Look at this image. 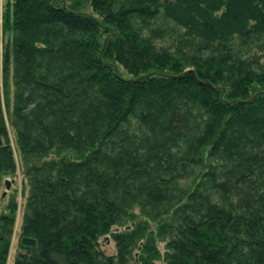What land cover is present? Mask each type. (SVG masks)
Returning a JSON list of instances; mask_svg holds the SVG:
<instances>
[{"label": "trees", "instance_id": "trees-1", "mask_svg": "<svg viewBox=\"0 0 264 264\" xmlns=\"http://www.w3.org/2000/svg\"><path fill=\"white\" fill-rule=\"evenodd\" d=\"M4 1L0 264L16 209L6 125L26 184L13 264H264V89L225 82L210 54L184 71L143 58L150 41L121 20L159 10L203 44L264 37V0Z\"/></svg>", "mask_w": 264, "mask_h": 264}, {"label": "rangeland", "instance_id": "rangeland-1", "mask_svg": "<svg viewBox=\"0 0 264 264\" xmlns=\"http://www.w3.org/2000/svg\"><path fill=\"white\" fill-rule=\"evenodd\" d=\"M109 1L108 3L112 4H117L119 2L118 0ZM4 2V0H0V24ZM81 10L85 13H90V7L86 6V4H84ZM133 17L128 20L126 16H124L121 20L125 21L127 26L132 24L133 29L136 28L138 32H136L137 39L147 38L151 43V47L147 46L144 50L145 53L140 55L141 57L145 58L150 52L153 55L160 56V61H166L168 65L172 67L176 66L177 69L184 71L192 69L193 65H199L197 60H205L210 54L209 57H211V60L208 63L212 64V68L221 72L225 82H237L240 87L245 86V88L248 89L247 93L264 89V37L247 34L241 37H233L225 41H216L212 44H203L199 40L184 34L182 28L172 25L162 17L159 10L154 14V17L149 20L147 19L144 21L136 19L135 16ZM1 34L2 31L0 29V54L3 40ZM203 65L206 66V64ZM121 70L122 69H120V71ZM2 107L4 108V106ZM5 127L7 142L12 151L14 161V172L5 177L7 178L6 180L10 182V190L14 194L13 196L16 201V209L4 264H13V260L18 254L26 252L24 249L20 248L18 243L21 210L26 194V184L21 173L22 160L16 148L14 136L11 129L7 125ZM196 179L197 178L194 176L193 178L192 176L182 178L179 180L178 186L180 188H190ZM2 189L3 185L0 187V190ZM4 202H6L5 197H3V203ZM136 211L135 209V212ZM112 229L117 230L118 228L115 227ZM98 242L99 249H101L104 255L114 254V243L110 240L109 236H102ZM158 247L161 248V244H159ZM130 262L131 264L135 263L133 260ZM154 264L161 263L156 261Z\"/></svg>", "mask_w": 264, "mask_h": 264}, {"label": "water", "instance_id": "water-1", "mask_svg": "<svg viewBox=\"0 0 264 264\" xmlns=\"http://www.w3.org/2000/svg\"><path fill=\"white\" fill-rule=\"evenodd\" d=\"M168 0H163V3H166ZM9 180H5L4 181V184H5V189L7 190L8 189V187H9ZM20 243L22 244V245H28V246H31V245H33V240L32 239H30V238H27V237H22L21 239H20Z\"/></svg>", "mask_w": 264, "mask_h": 264}]
</instances>
